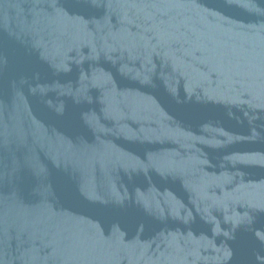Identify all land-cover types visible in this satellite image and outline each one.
Returning <instances> with one entry per match:
<instances>
[{"label": "water", "instance_id": "95a60500", "mask_svg": "<svg viewBox=\"0 0 264 264\" xmlns=\"http://www.w3.org/2000/svg\"><path fill=\"white\" fill-rule=\"evenodd\" d=\"M0 264H264V0H0Z\"/></svg>", "mask_w": 264, "mask_h": 264}]
</instances>
